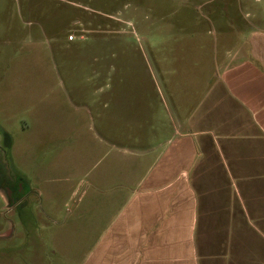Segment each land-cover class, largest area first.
Returning a JSON list of instances; mask_svg holds the SVG:
<instances>
[{
  "label": "rangeland",
  "instance_id": "rangeland-1",
  "mask_svg": "<svg viewBox=\"0 0 264 264\" xmlns=\"http://www.w3.org/2000/svg\"><path fill=\"white\" fill-rule=\"evenodd\" d=\"M256 32L264 0H0V162L29 180L17 209L0 194V264H83L111 186L149 163L123 148L157 143Z\"/></svg>",
  "mask_w": 264,
  "mask_h": 264
},
{
  "label": "crops",
  "instance_id": "crops-1",
  "mask_svg": "<svg viewBox=\"0 0 264 264\" xmlns=\"http://www.w3.org/2000/svg\"><path fill=\"white\" fill-rule=\"evenodd\" d=\"M252 38L157 143L123 148L149 163L111 186L120 206L83 264H264V33Z\"/></svg>",
  "mask_w": 264,
  "mask_h": 264
},
{
  "label": "flooded vegetation",
  "instance_id": "flooded-vegetation-1",
  "mask_svg": "<svg viewBox=\"0 0 264 264\" xmlns=\"http://www.w3.org/2000/svg\"><path fill=\"white\" fill-rule=\"evenodd\" d=\"M0 162V194L5 200L7 207L17 209L21 202L28 195L26 184L29 180L13 169L9 170ZM14 173V174H13Z\"/></svg>",
  "mask_w": 264,
  "mask_h": 264
},
{
  "label": "built area",
  "instance_id": "built-area-1",
  "mask_svg": "<svg viewBox=\"0 0 264 264\" xmlns=\"http://www.w3.org/2000/svg\"><path fill=\"white\" fill-rule=\"evenodd\" d=\"M68 38H69V40H74L76 37H75V35L70 34Z\"/></svg>",
  "mask_w": 264,
  "mask_h": 264
}]
</instances>
